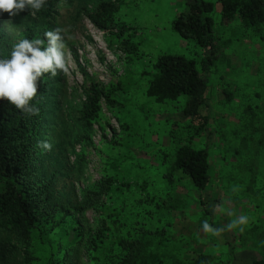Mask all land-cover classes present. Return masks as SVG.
Returning <instances> with one entry per match:
<instances>
[{"label":"rangeland","instance_id":"rangeland-1","mask_svg":"<svg viewBox=\"0 0 264 264\" xmlns=\"http://www.w3.org/2000/svg\"><path fill=\"white\" fill-rule=\"evenodd\" d=\"M99 1L76 0L51 23L52 30H64L68 71L50 78L34 163L65 205L83 203L111 179L99 200L67 221L93 231L105 218L110 239L137 243L136 264H188L197 254L207 255L209 264L264 259V21L251 25L238 15L225 21L220 3L207 0L214 5L216 58L202 71L208 121L199 130V121L182 115L186 96L157 102L146 94L160 55H182L201 69L211 54L172 27L187 0H106L114 9L103 28L84 13ZM21 26L15 16L0 14L7 47L20 39ZM123 40L128 53L120 48ZM91 82L118 88L111 96L115 104L101 100L85 125L83 91ZM181 146L208 153L203 189L173 169ZM241 215L247 224L229 228ZM205 220L222 231L206 233ZM80 253L81 264H91Z\"/></svg>","mask_w":264,"mask_h":264},{"label":"trees","instance_id":"trees-1","mask_svg":"<svg viewBox=\"0 0 264 264\" xmlns=\"http://www.w3.org/2000/svg\"><path fill=\"white\" fill-rule=\"evenodd\" d=\"M75 1L47 0L39 12L25 10L16 15L15 20L23 28L20 39H41L46 46L44 33L52 30L51 23L61 16L59 10L73 6ZM216 1L225 21L235 15L251 25L264 21V0ZM187 5V10L173 20L172 27L181 37L194 41L211 54L203 58L201 69L195 60L182 55H160L146 94L157 102L186 96L182 115L199 121L201 130L208 121L203 113L207 86L202 71L216 58L212 55L216 43L211 17L214 5L207 0H187ZM113 9L110 1L100 0L92 12L84 10V13L98 28H103ZM125 41L120 43V48L128 53L130 46ZM11 50L0 35V58H8ZM51 76L42 77L38 94L31 102L39 108L38 114L21 111L6 99L0 100V264H81V250L91 264H136L137 243L110 239L105 218H100L93 231H83L80 224L66 219L70 214L81 217L109 189L110 178L99 184L100 190L88 192L90 197L83 203L65 205L55 200L52 181L43 178L34 163L36 143L46 117ZM117 88L115 83L91 82L84 89L81 118L85 125L97 116L101 100L108 105L115 104L111 96ZM173 169L190 177L196 188L203 189L209 179L208 153L204 149L181 146L176 151ZM114 247L118 249L117 254L113 253ZM208 261L207 255L197 254L188 264H209ZM253 264H264V259Z\"/></svg>","mask_w":264,"mask_h":264},{"label":"clouds","instance_id":"clouds-1","mask_svg":"<svg viewBox=\"0 0 264 264\" xmlns=\"http://www.w3.org/2000/svg\"><path fill=\"white\" fill-rule=\"evenodd\" d=\"M46 4L47 0H0V14L8 12L9 17H13L25 10L36 13ZM63 31L58 27L45 32L46 46L41 39H19L12 45L9 57L0 58V100L6 99L17 109L30 114L39 113V108L31 102L38 94L42 77L45 74L55 76L58 70L68 71ZM41 146L47 150L52 147L47 141L42 142ZM247 222L248 217L241 215L228 227L245 225ZM202 228L213 235L222 231L214 229L206 220L202 222Z\"/></svg>","mask_w":264,"mask_h":264}]
</instances>
